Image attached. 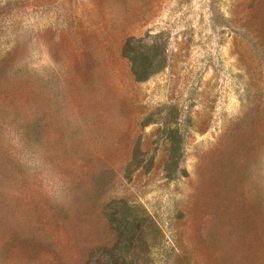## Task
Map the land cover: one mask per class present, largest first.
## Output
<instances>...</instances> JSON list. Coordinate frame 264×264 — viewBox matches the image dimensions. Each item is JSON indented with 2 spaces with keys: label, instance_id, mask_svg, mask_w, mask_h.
I'll list each match as a JSON object with an SVG mask.
<instances>
[{
  "label": "rangeland",
  "instance_id": "obj_1",
  "mask_svg": "<svg viewBox=\"0 0 264 264\" xmlns=\"http://www.w3.org/2000/svg\"><path fill=\"white\" fill-rule=\"evenodd\" d=\"M138 39L165 55L142 82L123 54ZM38 129L53 150L33 156ZM0 171V264L102 262L111 199L161 229L140 264H264V0H0ZM24 234L42 244L4 249Z\"/></svg>",
  "mask_w": 264,
  "mask_h": 264
},
{
  "label": "trees",
  "instance_id": "obj_2",
  "mask_svg": "<svg viewBox=\"0 0 264 264\" xmlns=\"http://www.w3.org/2000/svg\"><path fill=\"white\" fill-rule=\"evenodd\" d=\"M123 54L128 59L131 65V71L136 81L142 82L147 80L152 74L161 70L165 64V55L163 45L160 42H153L151 45L142 43L139 39L127 42L123 47ZM175 107H169L168 113L175 115ZM38 125L37 121H35ZM165 127L167 129V139L169 153L164 167V175L168 179L175 177L180 157L178 150L180 149L182 137L177 126L171 127L169 121L165 120ZM26 149H29L33 154L38 151H42L48 154L53 150L48 146L42 137L41 130L35 134L31 131L25 133ZM138 150L136 146L135 151ZM34 156V155H33ZM140 158L137 153L133 154L130 161L126 164V172L124 177H128L129 173L136 171L140 165ZM4 173L0 171V218L1 214L9 210L10 204L7 205V197L5 190H2ZM65 200L57 199L55 207L60 214L65 213ZM100 211L109 224L113 235L115 246L117 247L115 254H108L104 256L102 262L96 264H140V261L145 257L149 259V256L153 253L156 245L161 242L163 234L157 222L152 216L145 210L141 204L129 203L122 199H111L106 202L100 203ZM33 234H27L23 236H16L15 238L4 241V249L7 248V244L15 245L16 243H22L24 247L28 245L42 244L40 237L32 236ZM28 244V245H27ZM23 247V248H24ZM143 252V253H142ZM97 255V252L92 254L91 257ZM41 253L36 254V259H40ZM89 258V264L92 260ZM54 259L53 255L49 253L47 256L41 258V261L46 264H52Z\"/></svg>",
  "mask_w": 264,
  "mask_h": 264
}]
</instances>
